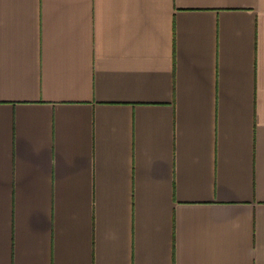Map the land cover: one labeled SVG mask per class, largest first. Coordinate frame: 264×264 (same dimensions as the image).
<instances>
[{
  "label": "crops",
  "instance_id": "1",
  "mask_svg": "<svg viewBox=\"0 0 264 264\" xmlns=\"http://www.w3.org/2000/svg\"><path fill=\"white\" fill-rule=\"evenodd\" d=\"M0 264H264V0H0Z\"/></svg>",
  "mask_w": 264,
  "mask_h": 264
}]
</instances>
